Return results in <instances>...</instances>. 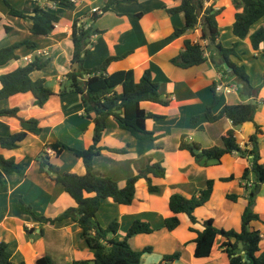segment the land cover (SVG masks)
<instances>
[{"label": "crops", "instance_id": "0c3cea01", "mask_svg": "<svg viewBox=\"0 0 264 264\" xmlns=\"http://www.w3.org/2000/svg\"><path fill=\"white\" fill-rule=\"evenodd\" d=\"M8 1L17 9L27 10L29 15H32L31 11L36 6L57 11L60 14L61 21L50 36H33L30 32L32 21L9 15L7 6L0 0V47L26 39L38 43L37 51L33 52L23 47L18 51L21 57L19 60L0 66V76L14 71L19 66H25L36 55H47L49 57L46 58L52 60L49 67L42 72L34 73L32 78H45L47 85L55 93H58L63 85L68 82L66 74L72 66L71 59L74 47L71 36L73 23L76 20H81L91 24L93 11L102 9L108 0H72L76 3L74 11L50 3L47 0ZM180 2V0H136L130 3H117L110 12L104 14L95 23V26L98 25L100 27L98 29L104 31V34L92 37L90 52L84 63L85 68L92 69L102 64L108 57L128 53L124 59L115 61L110 65L109 73L134 70L136 79L139 80L143 72L147 68H151L155 80L160 84L161 92L167 94L171 101L167 107L152 102L142 103V107L147 111L167 117L165 121H147V129L158 136L155 141L150 139L137 140L129 133L128 135L127 132L125 133V131L119 129L114 121H110L108 131L100 145L118 149L129 146L128 153L118 154L103 151L95 159L94 164V172L97 175L112 177L119 182L120 187H124L128 178L136 175L139 169L145 168L148 158L163 162L167 168L166 178L154 179V182L160 185L161 193H149L146 181L140 180L137 183L135 201L131 206L116 204L118 207H115L110 205L113 201L108 199L103 201V207L101 206L97 217L104 227L114 220L118 221L120 223L119 236H124L128 228L137 219H142L150 224V221L160 219V225L152 226L155 229L152 234L159 231L165 236L173 238L174 244L178 247L177 249L181 250L180 260L174 264H181L183 259L187 260V264H229L227 254L220 249V244L224 241L222 239L215 244L210 257L196 258L195 245L192 241L197 237V234L189 231V227L202 230L203 221L213 218L215 225L219 228L225 229L227 227V230H240L241 216L248 203V193L243 187L241 178L245 169L251 166V157H242L238 154L226 155L220 164L210 163L208 167H201L188 151L180 150L183 136L190 143H198L201 149L221 145L223 134L233 127L227 119L209 123L203 118L196 124L192 123L193 117L203 114L212 104L214 98L212 88L221 80L222 74L210 62L189 69H182L171 63V59L183 51L185 40L201 41L200 27L187 32L181 37L168 40L176 26H184L185 17L184 14L170 16L165 8L177 7ZM210 4L214 5L216 10L224 8L217 17L221 31V43L225 46L224 40L222 41L224 33L229 35L228 45L231 46L238 41V52L241 54L242 60L236 58H233V60L239 65H245L247 72L249 69L251 71L254 67L253 62L264 57V46L257 53L252 49L249 38L239 40L233 35L232 26L235 21L236 9L231 0H208L206 6ZM139 13L142 14L140 18L130 16ZM65 16L67 17L66 23H64ZM105 18L110 21V26L101 25L102 20ZM261 25H264V20L256 24L251 29V33ZM5 27L9 28L8 32ZM224 27L226 30H223ZM4 41L6 42L1 44ZM245 48H248L250 52L245 53L243 51ZM40 52L43 54H39ZM207 53L209 54L210 51H207ZM59 61H62L68 69L59 72L57 69ZM263 71L264 64L261 63V65L259 64V70H257V73L261 74V78ZM230 79L234 81V79ZM260 82H262V79ZM260 82L257 79L252 85L256 87L261 84ZM217 94L220 97V104L214 110L216 114L226 104L234 105L252 101L243 98L239 90L232 93ZM66 99H70V101L67 102ZM258 100H264V88L261 90ZM13 108L19 109V118L0 117V136H7L21 131L20 118L26 120L31 118L40 119V125L45 130L41 136L29 134L18 149L6 150L0 148V153L6 158L13 157L21 165L27 161V164L23 165L21 173L4 175L0 166V174L5 181V185L0 189V243L9 244L12 262L17 259V264H30L31 261L36 264L37 259L44 255L51 256L55 264H66L79 259H92L93 253L80 237V227L72 220H66L53 226L40 224L27 212L24 205V208L20 206L22 203L20 201L26 199L23 189L31 188V169H34L35 165V170L39 174L37 178H42L49 185H55L47 174L39 172V156L46 144L56 140L61 141L63 138L72 141L73 144L68 146L77 149H86L92 144L94 126L91 121L82 116L84 110L81 106L80 96L75 93L62 96L55 94L43 108L35 105V98L31 93L18 94L0 101V109ZM255 121L261 125L263 130V134L259 136V145L264 157V103L260 105ZM236 132L238 140L244 148L249 138L255 133V126L253 123L248 122L236 128ZM31 139L37 141L42 149L38 154H34L32 160ZM48 152L50 162L60 167L62 171L79 175L85 174L82 160L75 157L73 153L69 152L71 156L66 163L61 161L66 152L60 157H56L50 150ZM231 175L234 176L233 181L229 183L219 181L220 178ZM209 179L216 180V185L209 202L195 212L198 223L193 225L186 215L180 214L181 225L173 232L167 231L164 221L173 215L169 208L171 195L181 193L186 197H191L205 189L206 182ZM251 180H254L253 176H251ZM218 191H222L221 206L214 205V199ZM227 194H238L240 197L234 203L226 198ZM51 196L53 199L50 197L49 202L42 208L44 210L40 211L46 214L43 216L54 218L66 209L76 206L75 201L62 189L59 190L56 196ZM14 204L17 210L13 208ZM222 205L225 207H222ZM104 206H106V209ZM112 209L117 210L118 214L109 218L106 223L102 222L101 215L105 214L104 210L110 211ZM254 210L264 220V185L256 198ZM218 223L222 227L218 226ZM252 226L261 231L262 241L260 246L263 251L264 223L253 222ZM40 228L44 230L42 235H40ZM51 231L59 232V235L52 239V237H49ZM152 234L137 235L130 240V243L133 244V242L139 240V236ZM47 243L50 244V247ZM142 246L143 244H140V247Z\"/></svg>", "mask_w": 264, "mask_h": 264}, {"label": "trees", "instance_id": "16d2710c", "mask_svg": "<svg viewBox=\"0 0 264 264\" xmlns=\"http://www.w3.org/2000/svg\"><path fill=\"white\" fill-rule=\"evenodd\" d=\"M2 1L7 6L9 15L32 21L30 32L33 36H50L61 21L57 11L36 6L31 11L32 15H29L27 10L15 8L8 0ZM47 1L66 7L70 11L76 9V3L72 0ZM133 1L136 0H108L102 9L93 12L91 24L81 20H76L73 23L71 36L74 47L71 59L72 66L66 74L69 82L68 89H61L55 93L47 85L45 78H32L34 73L47 69L52 61L51 58H44L43 55H36L25 66H19L14 71L0 76V101L18 94L31 93L35 98V105L43 108L55 94L62 96L75 93L81 99V106L84 110L83 118L93 123L92 144L86 149L73 148L56 140L46 144L39 156V172L47 174L55 185L60 186L63 192L75 201L76 206L66 209L54 218H50L37 215L30 205L26 206L21 200L27 212L40 224L53 226L66 220H72L80 227V237L93 253V258L74 260L66 264H141L143 255L153 251L152 247L135 250L130 243V240L137 235L152 234L155 231L149 222L137 219L128 228L124 236H119L120 223L114 220L104 227L97 214L103 201L108 199L118 205L131 206L135 201L137 183L140 180L146 181L149 193H161V187L154 182V179L166 178L167 168L163 162L148 158L145 168L139 169L136 175L128 178L124 187H120L119 182L112 177L97 175L94 172V164L95 159L103 151L118 154L128 153L129 146L118 149L100 145L108 131L110 121H114L119 129L129 133L137 140L150 139L155 141L158 136L147 129V121H165L167 117L147 111L142 107V103L152 102L167 107L170 105V98L161 92L160 84L155 80L151 68H147L139 80L136 79L134 70L109 73L110 65L115 61L124 59L128 53L108 57L102 64L92 69H86L84 66L86 57L90 52L92 37L104 34V31L95 28V23L104 14L110 12L115 4ZM180 1V5L177 7L165 8L170 16L184 14L185 17L184 26H176L168 40L181 37L200 27L201 41L185 40L183 51L171 59V63L176 67L189 69L210 62L223 76L234 79L240 86L243 98L252 100L248 103L226 104L216 114L214 110L219 107L220 97L216 92V84L213 85L214 98L212 104L203 114L193 117L192 123L196 124L203 118L209 123L227 119L233 127L223 134L221 145H213L207 149H201L198 143L188 142L185 136L181 139L180 150L188 151L201 167H208L210 163L220 164L226 155L238 154L242 157H251V166L245 169L241 178L243 187L248 193V203L241 216L240 230L219 228L215 225L213 218L203 221L202 230L189 227V231L197 234V237L192 241L195 245V257L198 259L210 257L215 244L222 239L224 241L220 244V249L227 254L229 264H264V250L262 251L260 246L262 234L260 230L252 226L253 222L264 223L261 215L254 210L256 198L264 185V157L259 145V136L263 134V130L261 125L255 121L259 107L264 103V100H258L259 94L264 88V71L261 84L256 87L253 86L246 66L239 65L233 60V58L242 60L241 54L238 52L239 42L233 43L230 47L221 43V31L217 17L224 8L216 10L212 4L206 6L208 0ZM231 1L236 9L235 21L232 26L233 35L239 40L249 38L252 49L257 53L260 52L264 46V25H261L253 33H251V29L264 20V0ZM130 16L140 18L142 14ZM5 30L8 32L9 28L5 27ZM23 47L35 52L38 50V43L26 39L0 47V66L19 60L21 57L18 51ZM207 51L210 53L208 54ZM225 64L229 66L231 71L225 69ZM18 112V108L0 109V117L19 118ZM248 122L254 124L255 133L243 148L238 140L236 128ZM20 123L21 131L0 136L1 149H18L29 134L41 136L45 130L40 125V119L26 120L20 118ZM195 149H199L200 152L195 153ZM48 150L52 151L56 157H60L64 152L73 153L75 157L82 160L85 174L79 175L62 171L60 167L50 162ZM0 166L4 175L23 171V166L15 158H6L1 153ZM251 176L254 178L253 181ZM233 180V175L219 179L222 183H229ZM249 183L252 184L251 187H249ZM4 185V178L0 174V189ZM215 185L216 180L209 179L205 189L191 197H186L181 193L172 194L169 208L173 215L164 221L166 230L173 232L181 225L180 214L186 215L193 225L197 224L198 219L195 212L209 202ZM239 197L238 194L226 195V198L234 203L238 201ZM40 234H44L43 229L40 230ZM240 243L242 248L239 247ZM245 256L247 257L246 261H244ZM180 257V252L168 254L163 257L159 264H174L180 260ZM0 264H13L9 244L5 242L0 243ZM36 264L55 263L51 256L44 255L37 259Z\"/></svg>", "mask_w": 264, "mask_h": 264}, {"label": "rangeland", "instance_id": "374dc122", "mask_svg": "<svg viewBox=\"0 0 264 264\" xmlns=\"http://www.w3.org/2000/svg\"><path fill=\"white\" fill-rule=\"evenodd\" d=\"M66 18L67 17L65 16L64 23L67 22ZM64 23H63V26H64ZM101 25L110 26V21L105 18L104 20H102ZM95 28H100V27L97 25V26H95ZM223 30H226V28L224 27ZM228 39H229V35L224 33V35L222 37V41L224 40V44H225L226 47L230 46V45H228ZM5 42L6 41H4L1 44H4ZM243 51L245 53H249L250 52V50L248 51V48L243 49ZM46 57H49V56L44 55V58H46ZM261 63H262V65L264 64V57L263 58H259L256 62H253V64H254L253 69H251V71L249 69V71H248L249 74L251 75L252 84L257 79H258V82H260L261 79H262L261 78V74L257 73V70H259V64L261 65ZM63 64L64 63L62 61H59V64H58L59 67L57 68L59 70V72H63V70L68 69V67L64 66ZM222 78L224 80L228 81L231 84L236 83L235 81L231 80L229 77L223 76V74H222ZM68 85H69V82L64 84L62 89H68V87H69ZM66 101L69 102L70 99L69 100L66 99ZM126 134H128V133H126ZM61 141L64 142V144H67V145H72L73 144L72 141H69L68 139H65V138H63ZM41 150H42L41 149V145H39L37 143V141L31 139V160L34 158L33 157L34 154L35 153L38 154L39 152H41ZM70 156H71V153L66 152L65 156L62 158L61 161L67 163V161H69L68 158ZM24 164L26 165L27 161ZM24 164H22V166ZM35 167H36V165H35ZM35 167H34V169L33 168L31 169V188L30 189H28V188H24L23 189V191L25 192L24 197L26 198V199H23V201H24L26 206L30 205L32 207L33 211L37 215H46L45 213L40 212V211L44 210L42 208H44L45 204H47L49 202L50 197H51V199H53V197L51 195H55L56 196L59 193V190L61 189V187L57 186V185H53V184L49 185V183L46 182L45 180H43L42 178H37L39 174H38V171L35 170ZM221 196H222V191H218L217 194H216V197L214 199V205L215 206H217V205L221 206V203H222ZM2 201H4V200H2ZM3 203H5V202H3ZM20 203H21V201H20ZM23 205L24 204L21 203L20 206L22 208H24L25 205L24 206ZM110 205L118 207L116 204H114L112 202H111ZM104 207L106 209V206H104ZM222 207H225V206L222 205ZM13 208L17 210V207H16L15 204L13 205ZM104 213L105 214L101 215V218H102L101 220H102V222L106 223L107 220H109V218L117 215L118 211L115 210V209L114 210L112 209L110 211L104 210ZM140 220H142V219H140ZM150 222H151L153 227L161 224L160 219H157L155 221H150ZM217 225L222 227V225L220 223H218ZM33 228H35V227H33ZM33 228H31V229L33 230ZM226 228L227 227H225V229ZM40 229H42V228H40ZM56 235H59V232H52V231L49 232V237L50 238L52 237V239H55ZM47 244L50 247V244L49 243H47ZM140 244H143V246L140 247ZM131 246L135 250H143L145 247H153V251L150 254L147 253V254L144 255V257H142L141 264H157V263H159L162 260L163 255L165 256V255H168L170 253L173 254L175 252H180L181 251L180 249H177L178 247H176V244H174V241H173L172 237L165 236L163 233H160L159 231H157L154 234L149 235V236H146V235L139 236V240H137L136 242H133V244H131ZM13 247H14V245H13ZM185 254L188 255L187 253H185ZM186 261H187L186 259H183L181 264H184V263L187 264ZM13 264H17V259H15L13 261ZM30 264H35V262L31 261Z\"/></svg>", "mask_w": 264, "mask_h": 264}, {"label": "built area", "instance_id": "2783aa9c", "mask_svg": "<svg viewBox=\"0 0 264 264\" xmlns=\"http://www.w3.org/2000/svg\"><path fill=\"white\" fill-rule=\"evenodd\" d=\"M97 11V9H95L93 12ZM39 54H43V53H39ZM27 60H29L28 58H26ZM240 90V86L237 83L231 84L228 81L224 80L223 78H221V80H219V82L216 84V92L217 93H232L234 91H238ZM252 184H249V187H251Z\"/></svg>", "mask_w": 264, "mask_h": 264}, {"label": "water", "instance_id": "95a60500", "mask_svg": "<svg viewBox=\"0 0 264 264\" xmlns=\"http://www.w3.org/2000/svg\"><path fill=\"white\" fill-rule=\"evenodd\" d=\"M225 69L228 70V71H231V69L229 68V66H228L227 64H225ZM194 152H195V153H199L200 150H199V149H195ZM239 247H240V248L243 247L241 243L239 244ZM246 260H247V257L245 256V257H244V261H246Z\"/></svg>", "mask_w": 264, "mask_h": 264}]
</instances>
